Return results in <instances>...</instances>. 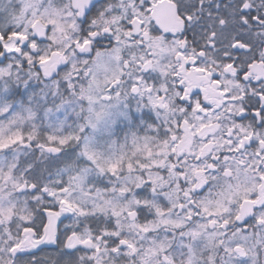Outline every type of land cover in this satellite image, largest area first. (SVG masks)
<instances>
[{
    "label": "snow or ice",
    "instance_id": "obj_1",
    "mask_svg": "<svg viewBox=\"0 0 264 264\" xmlns=\"http://www.w3.org/2000/svg\"><path fill=\"white\" fill-rule=\"evenodd\" d=\"M0 264H264V0H0Z\"/></svg>",
    "mask_w": 264,
    "mask_h": 264
},
{
    "label": "trees",
    "instance_id": "obj_2",
    "mask_svg": "<svg viewBox=\"0 0 264 264\" xmlns=\"http://www.w3.org/2000/svg\"><path fill=\"white\" fill-rule=\"evenodd\" d=\"M120 128V127H119ZM119 128L117 130H119ZM55 248V246H50V248L48 249L49 252L53 251Z\"/></svg>",
    "mask_w": 264,
    "mask_h": 264
}]
</instances>
